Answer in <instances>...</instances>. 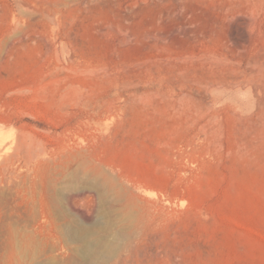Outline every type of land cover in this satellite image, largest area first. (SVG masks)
Masks as SVG:
<instances>
[{"label": "rangeland", "instance_id": "374dc122", "mask_svg": "<svg viewBox=\"0 0 264 264\" xmlns=\"http://www.w3.org/2000/svg\"><path fill=\"white\" fill-rule=\"evenodd\" d=\"M70 152L54 217L119 240L122 182L155 211L136 264H264V0H0V177L31 196Z\"/></svg>", "mask_w": 264, "mask_h": 264}, {"label": "bare ground", "instance_id": "6f19581e", "mask_svg": "<svg viewBox=\"0 0 264 264\" xmlns=\"http://www.w3.org/2000/svg\"><path fill=\"white\" fill-rule=\"evenodd\" d=\"M61 156L55 158L52 163L44 164L45 173L39 174L35 171L34 175L28 178L33 188L31 196L26 191L28 188L22 177L15 181H6L0 177V229L4 230L1 232V239L4 237V241L1 240L3 244L0 245L6 250L9 246L10 253L18 250L21 256L15 254V264H40L39 256L53 259L56 263H69L74 260L76 254L82 256L81 264H136L137 259L156 241L152 224L155 212L152 203L143 198L135 187H127L122 182L111 186L113 205L110 209L118 216L121 226L120 238L117 241L108 238L107 228L104 229L106 233L93 235L92 231L68 212L63 211L54 217L49 211L50 189L57 192L55 183L61 182L70 164L75 163L77 159L74 152ZM75 173L78 177H101L92 167L87 166L80 170L79 164ZM55 179L59 180L54 182ZM60 188L58 194L63 192ZM68 188L70 189L66 193L69 192L72 198L77 197V187L72 185ZM9 193L10 195H7ZM100 194L103 196L104 193ZM10 196L14 203L12 206L9 205ZM63 203L66 209L73 213L75 207L68 194ZM79 214L83 219L88 218L81 212ZM63 237L69 239V242L63 240ZM8 253L6 251L0 257L3 263H7Z\"/></svg>", "mask_w": 264, "mask_h": 264}]
</instances>
